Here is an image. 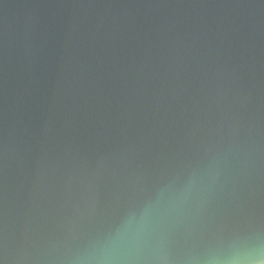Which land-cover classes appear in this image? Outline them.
<instances>
[{
  "label": "clouds",
  "instance_id": "9594fccd",
  "mask_svg": "<svg viewBox=\"0 0 264 264\" xmlns=\"http://www.w3.org/2000/svg\"><path fill=\"white\" fill-rule=\"evenodd\" d=\"M245 4H68L58 8H253ZM236 20L209 22L204 17L163 16L138 22L131 16L100 12L90 18L51 20L58 33L57 53L50 57L43 92L34 101L35 67L40 46L25 34L19 43L20 103L17 104L14 45L5 52L12 61V102L6 113L0 155L5 170L6 249L4 264H264V177L259 126L249 112L253 86L243 73L251 69L249 37ZM139 55L124 60V47ZM95 70V71H94ZM120 80L133 99L125 112H135L155 81L153 116L170 119L169 102L180 104L179 116L191 115L192 128L207 130L200 153L178 170L161 173L130 201L117 198L118 213L102 214L101 189L120 178L136 146L97 153L94 165L84 161L64 179V192L52 203L49 175L56 167L46 142L55 130L54 111L79 104L86 78ZM86 102V101H85ZM11 113V116H10ZM73 151L65 148L64 152ZM16 154L25 179L35 171L28 193L9 218L7 171ZM31 158V159H29ZM79 184V199L69 196ZM22 183V187H23ZM66 209V210H65Z\"/></svg>",
  "mask_w": 264,
  "mask_h": 264
},
{
  "label": "water",
  "instance_id": "95a60500",
  "mask_svg": "<svg viewBox=\"0 0 264 264\" xmlns=\"http://www.w3.org/2000/svg\"><path fill=\"white\" fill-rule=\"evenodd\" d=\"M264 0H0V141L3 140L6 113L12 102V61L5 52V42L14 45L15 71L17 79L16 102L20 103L19 43L26 33L31 32L33 39L40 46V60L35 67L36 83L31 96L34 101L44 90L45 76L48 72L50 57L57 53L59 47L58 33L50 29L48 37H41L45 24L51 20L64 18H80L85 13L90 18L97 13L107 12L118 17L131 16L138 22L145 18L160 19L163 16L193 18L204 17L210 23L221 18L236 20L241 30L249 37L251 45V69L245 68L243 77L253 86L252 101L249 112L259 126L261 152L264 155V7L253 8H134V9H80L58 8L68 4H251L260 5ZM139 55L135 47H124L121 56L124 60ZM95 71V70H94ZM155 81L143 99L135 104V112H125V106L132 100L131 87L125 86L120 80H96L93 74L86 78L78 98L76 109L72 108L71 100L66 101L67 108L59 107L54 111L55 130L46 142L49 157L56 167V175H49V199L55 204L64 192V179L74 167L87 161L94 165L97 153L114 152L127 144L136 146L135 154L129 165L120 168V178L115 182H107L101 189V204L98 211L102 214L115 215L121 203L135 198L142 187H148L164 172L178 170L185 162L196 157L201 151V144L207 130L192 128L191 115L185 120L179 116L184 105L189 104L190 97L185 96L180 104L169 102L165 111L170 119L153 116V95L156 91ZM86 101V102H85ZM11 116V113H10ZM73 151L65 154V148ZM31 159V158H29ZM31 178L25 179L16 154H10L7 171L9 218L13 219L23 197L28 193L35 171L29 166ZM261 176L264 177V163L261 164ZM5 170L0 155V195L5 191ZM23 183V187H22ZM69 196L72 200L79 199V184L74 183ZM66 210V209H65Z\"/></svg>",
  "mask_w": 264,
  "mask_h": 264
},
{
  "label": "snow or ice",
  "instance_id": "6c2138e0",
  "mask_svg": "<svg viewBox=\"0 0 264 264\" xmlns=\"http://www.w3.org/2000/svg\"><path fill=\"white\" fill-rule=\"evenodd\" d=\"M6 219L7 209L4 191L0 195V264H4L3 257L6 249Z\"/></svg>",
  "mask_w": 264,
  "mask_h": 264
}]
</instances>
